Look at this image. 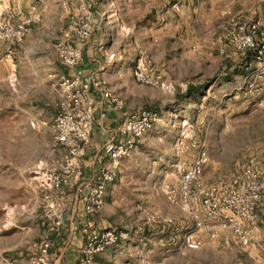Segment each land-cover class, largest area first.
<instances>
[{
  "label": "rangeland",
  "instance_id": "rangeland-1",
  "mask_svg": "<svg viewBox=\"0 0 264 264\" xmlns=\"http://www.w3.org/2000/svg\"><path fill=\"white\" fill-rule=\"evenodd\" d=\"M173 1L159 0L139 21L140 25L159 27L169 18L174 19L173 13L180 11L185 0L178 8L172 7ZM37 2L19 0L18 6L8 5L19 11L11 10L13 23L37 14ZM29 3V7H25ZM192 5L200 6L205 16L220 24L216 23L209 33H199L195 39H189L191 44L185 38L164 36L158 41L148 34L138 36L148 48L152 47L147 57L139 55L144 65L149 72L159 74L164 82L173 83L175 90L168 92L141 84L145 87L141 96L132 94V106L125 111L155 112L157 119L143 137H155L156 141L152 139L142 148L138 145L134 153L119 160L103 204L91 212L84 208V220L89 218L96 231L112 228L126 231L128 237L143 238L141 247L145 249L148 264H264V96L252 102L243 96L240 87L258 65L250 51L241 53L223 38L233 20L258 21L264 29V0H194ZM155 9L161 14L159 19H156ZM36 19L28 24L30 36L27 34L11 47L2 40L7 46L0 53L5 56L12 50L11 57L0 63V260L11 257L19 262L23 258L25 264L36 251L34 243L38 245L49 239L50 248H54L66 239L69 227L63 224L65 217L71 215L70 206L74 201L73 194L62 200V224L52 227L42 208L41 190L30 171L39 161L47 168H55L62 151L54 145L50 131L44 133L40 125L37 126L36 122L41 121L16 109L20 106L33 113L37 107L33 95H42L41 89L26 91L34 83L33 63L37 62L48 75L53 74L54 67L62 65L53 48L60 40L57 30L60 20L54 25L56 33L47 31L42 37L43 53H40L37 30L32 25L35 23L37 27ZM131 76L133 80L132 73ZM134 82L140 84L135 79ZM190 86L194 90L188 94ZM131 89L138 90L133 83ZM30 121H35V128L30 126ZM181 133L189 135L190 142L206 144L209 162L201 177L204 183L228 180L245 166L257 171L261 199L255 208V221L246 247L234 246L232 233L219 224L211 225L214 237L196 229L190 217L167 200L166 185H178L179 177L173 164L178 159L176 146ZM193 157L192 150L186 151L181 154L180 162L188 164ZM109 185L114 192L105 201ZM77 199L80 200L79 196ZM167 218L172 222L165 223L163 219ZM27 220L32 222L28 232L33 242L29 252L23 249L24 253H20L25 246L21 244V237L27 232L24 226ZM191 230L203 239V245L181 253L182 237ZM82 234L85 243L86 236ZM160 238H164L163 244H155ZM130 246L133 249L136 244ZM15 251L16 254H11Z\"/></svg>",
  "mask_w": 264,
  "mask_h": 264
},
{
  "label": "built area",
  "instance_id": "built-area-1",
  "mask_svg": "<svg viewBox=\"0 0 264 264\" xmlns=\"http://www.w3.org/2000/svg\"><path fill=\"white\" fill-rule=\"evenodd\" d=\"M5 1L8 0H0V40L6 41L11 47L27 35L28 24L35 18V14L13 23L11 10L15 13L19 11L5 6ZM181 1L174 0L172 7L178 8ZM93 16L94 11L90 9L71 16L67 27L61 32L60 40L53 44L58 60L65 67L74 68L82 60L83 44L93 32ZM223 38L241 53L250 51L258 65L257 70L246 78L240 87L243 96L248 102L264 96V29L258 21L233 20ZM11 55L10 49L5 56H0V63L8 60ZM113 56L114 53H111L107 55V59L111 60ZM131 73L140 84L160 87L168 92L175 90L173 83H166L159 74L149 72L141 56L135 59ZM56 81L59 97L54 105V116L50 122L36 123L42 126L49 123L53 143L61 149L62 155L55 168H47L39 161L30 171L32 179L41 190L45 216L54 228L60 227L63 221L62 200L72 194L79 196L86 212H91L103 204L107 185L114 180L119 160L138 148L141 138L157 119L156 113L152 111H123L115 128L120 140L112 139L104 147L111 164L100 167L93 171L90 177L84 178L81 159L90 145L94 121V99L90 88L94 86L100 89L103 98L107 99L108 105L114 109L122 107V100L108 89L103 78L90 80L79 72H73L58 73ZM36 123L30 121V126L35 128ZM178 140L175 156L178 159L173 164L179 177L178 185H166L167 200L187 214L196 229L205 230L214 237L215 232L211 225L219 224L232 233L234 246L246 247L250 240L249 231L255 221V208L261 199V183L257 171L253 167L245 166L228 180L204 183L201 177L209 162L205 142H190V136L182 133ZM189 150L194 152L191 162H180L181 154ZM163 221L171 223L172 219ZM83 226L85 228L81 230L86 240L80 250L82 259L79 264H90L93 254L116 246L120 240L128 237L126 231L112 228L93 230L89 218L84 220ZM50 244L49 239L42 240L38 245L34 243L36 251L29 257L27 264H55L50 256ZM202 245L203 239L195 234V230H191L183 235L179 249L183 253L200 249ZM0 264L17 262L14 258L6 257Z\"/></svg>",
  "mask_w": 264,
  "mask_h": 264
},
{
  "label": "crops",
  "instance_id": "crops-1",
  "mask_svg": "<svg viewBox=\"0 0 264 264\" xmlns=\"http://www.w3.org/2000/svg\"><path fill=\"white\" fill-rule=\"evenodd\" d=\"M18 1L8 0L4 2V5L15 7L18 6ZM193 1L185 0V4L181 6L180 11L173 13L174 19L169 18L166 23L157 27L154 24L141 26L139 21L146 17L148 10L158 5L159 0H151V2L147 0H38V13L34 16L37 17V27H34L35 23L32 24L33 28L37 30L38 52L43 53L41 40L47 31L56 33L58 28L57 30H59L61 36V32L68 25L69 17L86 9L94 11L92 18L93 32L83 44V57L76 67L68 68L60 65V68H53L52 75H48L47 71H42L37 62L33 63L34 83L26 91L30 92L32 88L36 91L41 89L42 95H33L37 105L33 113L20 106H16V109L29 115L35 121L50 122L55 113V100L59 97L56 77L60 72L66 74L79 72L81 76L90 80L103 78L108 89L122 100V107L114 109L108 105V100L103 98L100 89L94 86L90 88V94L94 99V121L91 129L90 145L85 156L81 159L84 178L90 177L93 171L100 167L111 164L110 159L104 152L105 144L112 139L120 140V136L115 133V128L121 120L122 112L131 108L132 94L141 96V92L145 88L141 84H135L134 79L132 80L131 65L137 56L142 55L145 58L148 53L150 55V48L152 47L148 48L138 36L148 34L158 41H161L164 36L176 39L185 38L189 43V39H195L199 33H209L216 23L220 24V21L212 22V18L205 16L200 6H193ZM195 1L197 2V0ZM29 5L30 3L25 4V7H29ZM154 11L156 19H159L161 14L157 13V9ZM57 20H60L61 23L57 28H54ZM27 34L30 36L31 31L28 30ZM6 46V43L0 40V53ZM111 53H114V56L111 60H108L107 55ZM132 83L137 86L139 91L131 89ZM40 127L44 133L47 131L51 133L50 126L40 125ZM166 128H169L168 125H166ZM152 139L156 141L155 137L147 135L142 138L139 145L142 148L150 143ZM113 192V187L109 185L105 201L113 195ZM73 196L74 201L70 206L71 215L65 217L63 224V226L69 227L68 235L57 247L50 248V256L55 264H79L82 259L79 250L84 243L81 227L86 213L83 202L77 199L76 194H73ZM93 216L92 213L91 218L94 221ZM31 224L32 222L28 220L24 223L27 232L22 234L21 244L25 246L21 248L20 253H24L23 249H27V252H29V245L33 242L28 232ZM162 240L164 238H160L154 243L163 244ZM142 242L143 238L141 237L136 239L127 237L120 240L117 246L108 247L93 254L90 264H148L145 258L147 256L145 249L141 247ZM131 244H136L135 248L132 249ZM1 252L2 249L0 254ZM12 253L16 254V251ZM25 261L21 258L19 262L17 261V264H25ZM159 264L164 263L160 262Z\"/></svg>",
  "mask_w": 264,
  "mask_h": 264
},
{
  "label": "trees",
  "instance_id": "trees-1",
  "mask_svg": "<svg viewBox=\"0 0 264 264\" xmlns=\"http://www.w3.org/2000/svg\"><path fill=\"white\" fill-rule=\"evenodd\" d=\"M193 90H194V87L190 86V87L187 89V93L190 94V93H192Z\"/></svg>",
  "mask_w": 264,
  "mask_h": 264
}]
</instances>
